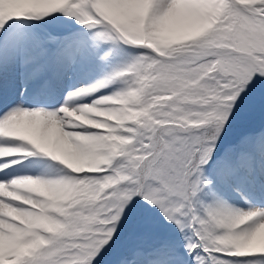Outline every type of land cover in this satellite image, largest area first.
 <instances>
[{
    "label": "snow or ice",
    "instance_id": "6c2138e0",
    "mask_svg": "<svg viewBox=\"0 0 264 264\" xmlns=\"http://www.w3.org/2000/svg\"><path fill=\"white\" fill-rule=\"evenodd\" d=\"M0 264H264V0H0Z\"/></svg>",
    "mask_w": 264,
    "mask_h": 264
}]
</instances>
